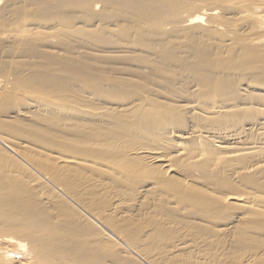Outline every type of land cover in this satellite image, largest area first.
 I'll list each match as a JSON object with an SVG mask.
<instances>
[{
	"label": "bare ground",
	"instance_id": "bare-ground-1",
	"mask_svg": "<svg viewBox=\"0 0 264 264\" xmlns=\"http://www.w3.org/2000/svg\"><path fill=\"white\" fill-rule=\"evenodd\" d=\"M0 264H264V0H0Z\"/></svg>",
	"mask_w": 264,
	"mask_h": 264
}]
</instances>
